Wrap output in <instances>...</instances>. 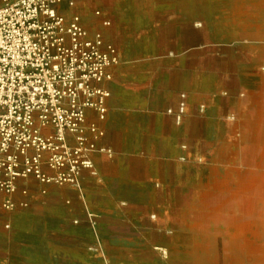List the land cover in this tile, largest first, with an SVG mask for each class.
I'll return each mask as SVG.
<instances>
[{"label": "crops", "instance_id": "0c3cea01", "mask_svg": "<svg viewBox=\"0 0 264 264\" xmlns=\"http://www.w3.org/2000/svg\"><path fill=\"white\" fill-rule=\"evenodd\" d=\"M67 1L89 33L99 32L120 53L112 79L98 84L109 93L104 119L86 114L103 133L96 148L112 153L93 156L103 184L85 179L82 186L99 216L100 245L94 249L75 190L52 185L41 194L33 184L27 196L10 197L9 209L0 195V264H166L159 257L167 259L184 217L179 146L211 139L220 129V91L230 98L237 76L253 83L252 68H264V0H63L65 16L73 12ZM180 94L189 103L186 120L193 118L178 125L167 111H177ZM201 103L203 122L195 112Z\"/></svg>", "mask_w": 264, "mask_h": 264}, {"label": "built area", "instance_id": "2783aa9c", "mask_svg": "<svg viewBox=\"0 0 264 264\" xmlns=\"http://www.w3.org/2000/svg\"><path fill=\"white\" fill-rule=\"evenodd\" d=\"M62 4L0 0V195L9 209L10 197L17 192L27 196L33 184L41 194L52 185L72 188L84 205L98 250L99 216L88 209L82 186L85 179L103 184L93 156L111 159L112 153L96 148L103 133L87 122L86 114L91 110L104 119L109 93L98 84L112 79L109 70L119 63L120 53L102 34L85 29L73 1L66 3L73 10L69 16L59 13ZM94 15L101 18L102 12ZM101 24L109 27L110 21L102 19ZM206 111L205 103L195 106L200 118ZM167 113L180 125L189 113L187 96L180 94L177 111ZM227 119L234 122L236 116ZM210 156V149L184 142L176 159L200 166ZM150 220L156 222L157 216Z\"/></svg>", "mask_w": 264, "mask_h": 264}, {"label": "rangeland", "instance_id": "374dc122", "mask_svg": "<svg viewBox=\"0 0 264 264\" xmlns=\"http://www.w3.org/2000/svg\"><path fill=\"white\" fill-rule=\"evenodd\" d=\"M240 69L238 68L239 72ZM252 70L254 74L253 83L247 82V77L244 80L237 76L236 89L232 95L230 94V98H227L228 92L226 90L220 91L219 97H221L220 101L223 103L220 111V121L217 124L220 129L212 137H209L211 139L206 140L203 138V141H196L192 144L196 149H210L211 156L203 165H184V217L175 230L174 239L170 243L171 249L166 250L167 259L164 260L159 257L161 262L166 264H188L185 256L199 246L198 242L202 239V233L201 229L196 225L198 220L195 212L198 209L199 197L205 190L204 185L207 173H212V171L223 173L226 180L225 186L229 189L232 187L234 172L237 170L248 173L264 172V169L259 167L260 163L245 166L241 154L242 146L247 144V142L249 144L246 126L255 120L257 116H259V120H261L260 118L264 120V83H261L264 68L257 66L252 68ZM224 93L226 94L225 96H223ZM230 114L236 116L234 122L227 119ZM197 117L199 121H205L208 117L207 111L203 118ZM187 118L188 116L185 117L184 122H188L193 116L186 120ZM258 125L264 127V123L259 122ZM207 133L211 135L213 132L211 133L208 130ZM261 134L260 142L262 146H260V150L253 157L254 161L259 160V162L264 160V153L262 152L264 151V132L262 131ZM227 203L228 200L225 199L224 204ZM213 234L215 235V233ZM214 238L213 243H208L206 246L208 249L213 247L218 264H222L224 242L220 234H216Z\"/></svg>", "mask_w": 264, "mask_h": 264}, {"label": "bare ground", "instance_id": "6f19581e", "mask_svg": "<svg viewBox=\"0 0 264 264\" xmlns=\"http://www.w3.org/2000/svg\"><path fill=\"white\" fill-rule=\"evenodd\" d=\"M260 119L257 116L246 126L249 144L242 146L241 154L245 166L260 163L259 167L264 169V160L253 159L262 146L260 133L264 132V127L258 123L264 120ZM225 185L223 173H207L205 190L195 212L202 239L199 246L185 256L186 261L188 264H218L213 247L208 249L206 244H212L215 235L220 234L224 242L222 264H264V172L237 170L232 187L228 189ZM225 199L227 204H224Z\"/></svg>", "mask_w": 264, "mask_h": 264}]
</instances>
